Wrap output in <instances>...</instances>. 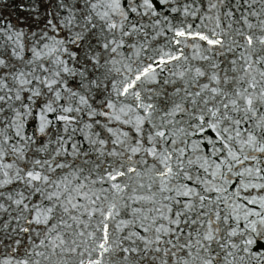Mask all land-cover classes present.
Returning <instances> with one entry per match:
<instances>
[{
	"label": "snow or ice",
	"instance_id": "snow-or-ice-1",
	"mask_svg": "<svg viewBox=\"0 0 264 264\" xmlns=\"http://www.w3.org/2000/svg\"><path fill=\"white\" fill-rule=\"evenodd\" d=\"M0 264H264V0H0Z\"/></svg>",
	"mask_w": 264,
	"mask_h": 264
}]
</instances>
